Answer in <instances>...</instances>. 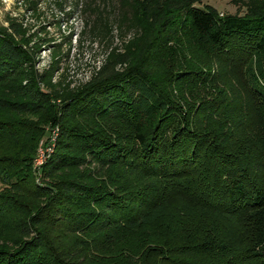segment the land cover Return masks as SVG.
<instances>
[{
  "label": "trees",
  "instance_id": "1",
  "mask_svg": "<svg viewBox=\"0 0 264 264\" xmlns=\"http://www.w3.org/2000/svg\"><path fill=\"white\" fill-rule=\"evenodd\" d=\"M118 1L112 22L80 7L105 42L83 83L60 68L72 32L0 26V220L21 235L0 264H264V0ZM29 117L57 128L42 184Z\"/></svg>",
  "mask_w": 264,
  "mask_h": 264
},
{
  "label": "rangeland",
  "instance_id": "2",
  "mask_svg": "<svg viewBox=\"0 0 264 264\" xmlns=\"http://www.w3.org/2000/svg\"><path fill=\"white\" fill-rule=\"evenodd\" d=\"M36 1V11L29 10L28 4L23 0H0V26H6L7 18H18L22 20L23 24L28 28L29 34L38 32L41 27L44 30H40L36 33V38H52L58 43L60 36L64 33L72 32V41L70 47L68 45L62 46V51L66 57L62 58L60 68L66 71L68 79L73 80L76 84L86 82L91 74L98 69L103 61L105 42L103 39L90 36L89 32L82 35L84 30L85 20L87 18L83 12H81L82 5L88 3L89 0H80V6L77 11H73L72 7L76 0H33ZM100 9H105L106 12H102L103 16L109 17L110 21L117 16L120 3L118 0H95ZM62 3L63 12H60L57 4ZM208 5L215 8L222 14H235L237 12L236 7L230 3L229 0H204L202 6ZM68 13L70 16H66ZM70 13V14H69ZM60 25V30L58 29ZM113 43L119 44L116 30L113 32ZM53 47L44 46L40 50V54L37 57L35 68L42 69L50 63V51ZM204 61H208L206 57L202 58ZM156 70H160L161 66L155 67ZM37 127L43 130L44 135L41 136L37 142L35 152L32 160V177L38 184L45 183L43 181L46 178L43 176L42 165H44V159L48 157L47 152L52 151L54 139L57 136V128L55 125L43 124L36 117H29ZM28 118V119H29ZM42 132V131H41ZM51 149V150H50ZM46 160V159H45ZM44 161V162H41ZM41 162V163H40ZM99 170V168L96 167ZM80 170H78L79 172ZM73 172H76L73 170ZM104 174V171L95 172L93 175L99 177ZM98 175V176H97ZM60 175H57V178ZM130 180V175H122V180ZM30 204H39L40 201L37 198L27 197ZM174 209L171 207L170 211L176 213L179 211V204L173 203ZM170 205V206H171ZM186 216V215H185ZM13 215H7L6 219L0 220V244L7 243L12 244L21 238V235L11 229V223L14 221ZM187 223V222H186ZM187 225V224H186ZM156 233L154 227L149 230ZM180 238L178 236L172 243H178Z\"/></svg>",
  "mask_w": 264,
  "mask_h": 264
},
{
  "label": "built area",
  "instance_id": "3",
  "mask_svg": "<svg viewBox=\"0 0 264 264\" xmlns=\"http://www.w3.org/2000/svg\"><path fill=\"white\" fill-rule=\"evenodd\" d=\"M56 137H57V136H56ZM56 137H55V139H54V143H55ZM54 143L52 144V146L54 145ZM50 150H51V149H50ZM52 150H53V149H52ZM51 153H52V151H50L49 153L47 152V154H46V155H48V156H49ZM45 159H46V158H45ZM45 159H44V161H45ZM44 161H41V162H44ZM41 162H40V163H41Z\"/></svg>",
  "mask_w": 264,
  "mask_h": 264
}]
</instances>
